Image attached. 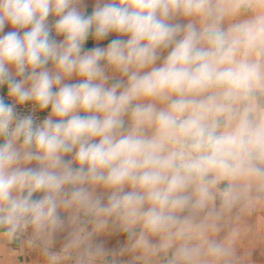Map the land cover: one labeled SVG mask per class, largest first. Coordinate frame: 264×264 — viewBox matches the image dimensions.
Listing matches in <instances>:
<instances>
[{"label": "clouds", "instance_id": "1", "mask_svg": "<svg viewBox=\"0 0 264 264\" xmlns=\"http://www.w3.org/2000/svg\"><path fill=\"white\" fill-rule=\"evenodd\" d=\"M259 3L0 0V226L55 229L77 205L171 238L222 181L226 204L232 182L264 181V13L223 27Z\"/></svg>", "mask_w": 264, "mask_h": 264}, {"label": "crops", "instance_id": "2", "mask_svg": "<svg viewBox=\"0 0 264 264\" xmlns=\"http://www.w3.org/2000/svg\"><path fill=\"white\" fill-rule=\"evenodd\" d=\"M86 3L91 14L95 0ZM260 13H264V3L252 8L242 6L238 14L225 18L223 27ZM5 30H11L10 26ZM113 38L115 34L103 41L90 37L85 48L106 46ZM109 74L119 75L111 70ZM69 82L77 81L73 78ZM256 103L258 113H264V94ZM47 115L49 111H43V118ZM232 183L235 200L225 203L229 199L224 193L228 182L222 181L204 208L177 213L188 220L172 230L171 238L166 233L148 231L142 222L126 230L125 222L115 215L100 217L106 223L98 226V218L77 205L59 209L62 224L55 229L21 228L9 235L7 228L0 226V264H264V181L242 178ZM89 187L97 196L106 197L109 191L101 186ZM211 243L221 245L224 253L211 254ZM182 246L199 248V254L185 260L178 255Z\"/></svg>", "mask_w": 264, "mask_h": 264}, {"label": "built area", "instance_id": "3", "mask_svg": "<svg viewBox=\"0 0 264 264\" xmlns=\"http://www.w3.org/2000/svg\"><path fill=\"white\" fill-rule=\"evenodd\" d=\"M49 21L50 22L54 21V17H49ZM53 34H55V32H53ZM0 95H4L5 99L7 101L6 88H0ZM7 102H10V101H7ZM17 111L20 112L21 114H28L29 112L32 111V105L31 104H27V105H24V106H20L17 109ZM34 114H35V116H36L38 121L43 120V112L36 111ZM82 220H85V217H83Z\"/></svg>", "mask_w": 264, "mask_h": 264}]
</instances>
